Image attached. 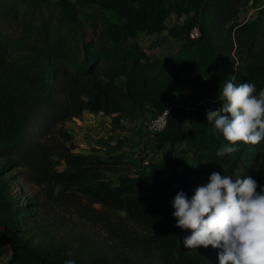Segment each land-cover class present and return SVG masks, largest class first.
I'll return each mask as SVG.
<instances>
[{"label": "trees", "instance_id": "16d2710c", "mask_svg": "<svg viewBox=\"0 0 264 264\" xmlns=\"http://www.w3.org/2000/svg\"><path fill=\"white\" fill-rule=\"evenodd\" d=\"M250 3L26 0L33 9L25 39L0 37V171L14 172L15 180L35 189L42 207L97 204L122 213L142 231L139 242L161 264H206L185 255L182 240L189 230L175 226L171 198L179 190L191 196L213 171L251 176L259 190L264 185V140L238 142L235 152L220 156L217 149L225 141L206 121V109L187 107L179 99L202 85L219 90L232 77L254 82L257 91L264 88V3L252 18L240 21L241 10ZM50 4L60 9L55 29L42 16V8ZM83 4L114 13L117 22L80 9ZM171 13L184 15V22L168 27ZM84 25L90 28L89 39ZM194 26L199 36L189 39ZM163 32L180 43L163 58L135 41L140 34ZM215 102L214 109L219 106ZM147 108L169 112L164 129L151 136L161 157L142 158L148 164L142 163L139 173L124 168L134 160L121 153L75 152L66 124L83 112L134 121ZM181 146L190 162L176 154ZM164 187L167 191H160ZM12 212L0 199L2 264H63L69 258L63 249L54 252L23 242Z\"/></svg>", "mask_w": 264, "mask_h": 264}, {"label": "rangeland", "instance_id": "374dc122", "mask_svg": "<svg viewBox=\"0 0 264 264\" xmlns=\"http://www.w3.org/2000/svg\"><path fill=\"white\" fill-rule=\"evenodd\" d=\"M264 0H251L248 7L240 12V21L252 18L255 10ZM55 7V8H54ZM86 11H94L106 22H117V17L110 11H103L87 4L79 7ZM32 7L26 0H0V37L25 39L27 24ZM43 19L55 29L60 21V9L48 5L43 7ZM53 13V14H52ZM184 15L171 13L167 20L168 27L180 26ZM90 38V28L84 25ZM148 54L168 56L178 48V41L166 33L148 38L140 34L135 38ZM219 90L209 85H202L194 92H184L180 104L187 107L214 109ZM156 112H147L137 121H126L117 115L104 119L103 116H91L84 113L72 125L76 153L101 151L121 153L134 161L128 162L124 168L130 173H139L144 160H157L161 154L155 152L152 139L143 126V121L152 118ZM73 122V120H72ZM176 149V154L185 162H190L188 151ZM83 154V153H82ZM2 162L0 161V168ZM139 171V172H138ZM14 172L0 171V199L6 207H12L11 221L18 237L32 247L49 246L54 252L61 249L69 258L84 264H161L158 256L145 244L139 242L142 231L122 213L103 210L97 204H77L75 206L42 207L38 202L36 190L29 185L15 180ZM108 178H113L109 175ZM115 180V179H114ZM160 191H167L166 187ZM25 206L23 209L22 207ZM185 255L206 264H214L217 251L211 246L187 249ZM178 255L175 254V258ZM216 259L213 261V259ZM6 257L0 260L4 263ZM179 264H187L180 262Z\"/></svg>", "mask_w": 264, "mask_h": 264}, {"label": "clouds", "instance_id": "9594fccd", "mask_svg": "<svg viewBox=\"0 0 264 264\" xmlns=\"http://www.w3.org/2000/svg\"><path fill=\"white\" fill-rule=\"evenodd\" d=\"M217 100L218 107L206 110V121L225 141L218 155L235 152L238 142L264 140V88L257 91L254 82L232 77L219 86ZM257 188L251 176L213 171L191 196L177 191L170 201L171 215L176 227L189 230L183 246L217 249L218 264H264V185ZM63 264L77 262L67 258Z\"/></svg>", "mask_w": 264, "mask_h": 264}, {"label": "built area", "instance_id": "2783aa9c", "mask_svg": "<svg viewBox=\"0 0 264 264\" xmlns=\"http://www.w3.org/2000/svg\"><path fill=\"white\" fill-rule=\"evenodd\" d=\"M248 18L249 15L245 19ZM199 33H200L199 27L194 26L189 31L188 38L195 39L199 36ZM168 112L169 110H167V112L163 111L162 113L156 114L152 118L143 121V126L145 127V130L149 133L150 136L154 135L155 133H160L164 129L166 125V116ZM143 164L147 165L148 163L147 161H145Z\"/></svg>", "mask_w": 264, "mask_h": 264}, {"label": "crops", "instance_id": "0c3cea01", "mask_svg": "<svg viewBox=\"0 0 264 264\" xmlns=\"http://www.w3.org/2000/svg\"><path fill=\"white\" fill-rule=\"evenodd\" d=\"M163 33H165V32H163ZM163 33H160V34H157V35H151V36H147L148 38H152V37H156V36H159V35H161V34H163ZM178 44H180L179 42H178ZM179 46V45H178ZM176 51V50H175ZM155 56H157V57H160V58H163L164 56H158V55H155ZM166 57V56H165ZM153 111V109L152 108H147L144 112H143V114H142V116L143 115H145V113H147V112H152ZM84 113H87V114H89V115H91V116H96V117H98V116H103V118L104 119H108L109 120V116H104V115H102L101 113H98V114H92V113H89V112H83L82 113V115H81V117H83L84 116ZM81 117H79V118H77L78 120L81 118ZM112 117V116H111ZM77 119H73V122L72 121H70V122H68L67 124H66V129L71 133V134H73V128H72V125H74V122H75V120H77ZM77 120V121H78ZM137 120H139V118L138 119H136V120H134V121H137ZM79 149V148H78ZM77 148H76V150H78ZM92 151H90V152H82L83 154H90ZM99 153H101V154H103L101 151H99Z\"/></svg>", "mask_w": 264, "mask_h": 264}]
</instances>
